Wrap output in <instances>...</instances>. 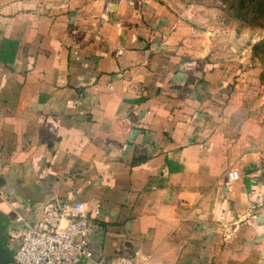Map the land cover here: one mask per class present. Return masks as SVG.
<instances>
[{
  "label": "crops",
  "instance_id": "crops-1",
  "mask_svg": "<svg viewBox=\"0 0 264 264\" xmlns=\"http://www.w3.org/2000/svg\"><path fill=\"white\" fill-rule=\"evenodd\" d=\"M176 33L152 0H0V249L80 202L84 264H264L260 119Z\"/></svg>",
  "mask_w": 264,
  "mask_h": 264
},
{
  "label": "rangeland",
  "instance_id": "rangeland-1",
  "mask_svg": "<svg viewBox=\"0 0 264 264\" xmlns=\"http://www.w3.org/2000/svg\"><path fill=\"white\" fill-rule=\"evenodd\" d=\"M152 1L170 30L177 31L188 58L206 61L222 74L238 78L233 81L239 87L232 100L242 105H236L235 111L241 117L260 119L253 127L264 134V58L259 54L264 48V25L252 26L234 17L229 0Z\"/></svg>",
  "mask_w": 264,
  "mask_h": 264
},
{
  "label": "built area",
  "instance_id": "built-area-1",
  "mask_svg": "<svg viewBox=\"0 0 264 264\" xmlns=\"http://www.w3.org/2000/svg\"><path fill=\"white\" fill-rule=\"evenodd\" d=\"M253 182L260 177L254 176ZM55 215L42 214L34 221L16 216L11 224L19 227V242L4 264H84L91 260V223L83 204L62 203ZM150 254L141 249L128 254L94 261V264H151Z\"/></svg>",
  "mask_w": 264,
  "mask_h": 264
},
{
  "label": "trees",
  "instance_id": "trees-1",
  "mask_svg": "<svg viewBox=\"0 0 264 264\" xmlns=\"http://www.w3.org/2000/svg\"><path fill=\"white\" fill-rule=\"evenodd\" d=\"M227 3L234 17L252 26L264 25V0H229ZM259 54L264 58V48Z\"/></svg>",
  "mask_w": 264,
  "mask_h": 264
},
{
  "label": "water",
  "instance_id": "water-1",
  "mask_svg": "<svg viewBox=\"0 0 264 264\" xmlns=\"http://www.w3.org/2000/svg\"><path fill=\"white\" fill-rule=\"evenodd\" d=\"M11 251L7 250L6 248L0 249V264H4L8 260H10Z\"/></svg>",
  "mask_w": 264,
  "mask_h": 264
}]
</instances>
